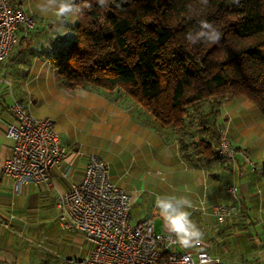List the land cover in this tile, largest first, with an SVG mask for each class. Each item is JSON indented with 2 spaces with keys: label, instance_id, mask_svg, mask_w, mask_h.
<instances>
[{
  "label": "crops",
  "instance_id": "1",
  "mask_svg": "<svg viewBox=\"0 0 264 264\" xmlns=\"http://www.w3.org/2000/svg\"><path fill=\"white\" fill-rule=\"evenodd\" d=\"M10 2L32 11L36 15V23L28 39L20 40L0 61V227H61L58 222V194L66 191L72 180H79L86 162V156L85 159L78 156L77 148L69 150L66 146V157L51 170L46 182H31L25 184L20 192L15 191L13 177L3 171L13 145V139L6 133L7 124L14 120L10 106L14 100H20L33 114L47 117L49 115H39L34 108L33 95L37 93L49 102H56L61 110L68 112L69 118L85 117L82 130L93 137L96 146L99 145L100 151L96 152L107 159L112 180L130 196L131 192L138 195L142 183L149 188L157 183L156 170H162L163 174L170 172V176L165 180L160 178L159 183L169 184L170 180L177 190L172 195L189 202L190 206H186L185 211L189 213L193 230L203 233L205 249L211 243L208 239L214 238L219 243L225 241L223 235L229 230L218 233L220 227H248L250 237L245 238L243 231H237L230 247H221L215 254L209 251L220 257L221 262L213 264H264V116L259 109L248 99L237 96L224 98L211 108L216 110L217 122L224 120L228 126L232 144L245 150L249 160L237 155L234 169L228 170L218 162L208 164L198 160L192 157L191 152L189 158H183L174 131L161 126L124 92L107 91L92 85L65 88L49 58L36 56L40 51L37 49L39 43H46L54 36V27L41 19L37 10L34 12L27 8L26 0ZM73 18L68 17L69 20ZM57 29L61 34H67V28L61 26ZM196 112L193 117L197 116ZM55 123L57 129L60 124ZM58 133L64 143L62 134ZM96 136L101 137L102 142L94 141ZM72 164L73 174L64 175L65 167ZM232 179L237 183L240 194L238 210L232 216H250L253 220L250 225L232 226L234 220L231 216L221 222L214 214L217 204L232 203L226 191ZM159 189L160 199L171 196L172 190L167 186ZM131 198L132 206L133 202L141 199L140 196ZM155 207L152 205L148 216L144 217L157 215L163 218ZM166 227L163 232H171L169 226ZM189 237L193 236H180Z\"/></svg>",
  "mask_w": 264,
  "mask_h": 264
},
{
  "label": "trees",
  "instance_id": "2",
  "mask_svg": "<svg viewBox=\"0 0 264 264\" xmlns=\"http://www.w3.org/2000/svg\"><path fill=\"white\" fill-rule=\"evenodd\" d=\"M75 4L73 20L48 21L54 36L47 44L39 43L42 55L36 56L49 58L65 88L92 85L127 94L161 126L174 131L183 158L191 152L208 164L220 159L216 110L206 111V118L196 112L204 100L217 104L227 97H244L264 116V0H239L238 5L209 0L207 6L200 0H108L106 7L97 0H75ZM201 20L221 31L217 44L187 42L186 33L195 37ZM61 26L67 34L58 31ZM29 33L19 35L18 42L28 39ZM230 218L232 226L253 223L246 215ZM247 228L220 227L218 233L229 230L225 241L208 239L207 250L215 254L230 247L237 231L250 237Z\"/></svg>",
  "mask_w": 264,
  "mask_h": 264
},
{
  "label": "built area",
  "instance_id": "3",
  "mask_svg": "<svg viewBox=\"0 0 264 264\" xmlns=\"http://www.w3.org/2000/svg\"><path fill=\"white\" fill-rule=\"evenodd\" d=\"M34 24L32 11L13 5L10 0H0V61L18 43L19 35H27ZM10 108L14 120L7 124L6 133L13 139V145L3 171L13 177L15 191L20 192L25 184L46 182L51 170L66 157L67 147L60 139L53 118L33 114L20 100H14ZM216 124L218 163L234 169L237 155L248 159L247 153L231 143L224 120ZM77 154L82 156L80 151ZM70 174H73L72 165L64 169V175ZM226 190L232 203H219L214 208L221 222L238 210L240 202L234 179ZM57 207L61 228L78 230L88 250L86 254L66 258L64 264L221 262L196 236L180 238L174 232L157 231L150 216L132 222V198L112 180L107 159L98 153L86 154L79 180H72L68 189L58 194Z\"/></svg>",
  "mask_w": 264,
  "mask_h": 264
},
{
  "label": "rangeland",
  "instance_id": "4",
  "mask_svg": "<svg viewBox=\"0 0 264 264\" xmlns=\"http://www.w3.org/2000/svg\"><path fill=\"white\" fill-rule=\"evenodd\" d=\"M46 3V0H26L25 6L30 8L38 15H40L44 21L54 19L53 23H56L60 17H56L54 14H44L39 10L38 5ZM30 4V5H28ZM68 17H66L67 19ZM34 21L36 23V15L34 14ZM60 24L57 25V27ZM30 92V89L27 90ZM35 93L33 99L36 102L35 110L39 115L53 116L57 125V130L62 134L63 141L69 150L77 148L82 153L81 158L85 159L86 154L91 152L100 151L96 143H93V137H90L86 132L82 130V126L86 122L85 117H76V119L69 118V114L66 110H61L56 102H49ZM197 113L203 114L200 118H206V110L215 106V101L204 100L199 104ZM208 118V117H207ZM210 119V117L208 118ZM112 132V131H111ZM109 137V136H108ZM111 138L113 136L111 135ZM94 141L97 143L102 142V138L96 136ZM232 143V142H231ZM97 153V152H96ZM79 156V155H78ZM73 166V164H72ZM170 172L163 174L162 170H156L155 175L158 179L157 183L150 185L142 183L140 192L136 195L135 192H131V197L140 196V201L133 202L131 209L132 222L141 219L144 216H148L152 205H156L159 187L167 186L171 189L170 197H177L172 195V192L177 191L176 185L159 183L160 178H168ZM150 190V192H149ZM152 192V193H151ZM151 193V194H150ZM175 203V200H174ZM157 209V206L155 207ZM154 221L155 228L158 231H165L166 221L164 218L155 215H149ZM202 233V232H200ZM203 235V233H202ZM196 236L203 242V236ZM180 237V235H179ZM83 249V250H82ZM86 254L88 252L86 242L83 241L81 233L74 228L63 229L61 227H0V261L5 264H64V260L68 257Z\"/></svg>",
  "mask_w": 264,
  "mask_h": 264
},
{
  "label": "clouds",
  "instance_id": "5",
  "mask_svg": "<svg viewBox=\"0 0 264 264\" xmlns=\"http://www.w3.org/2000/svg\"><path fill=\"white\" fill-rule=\"evenodd\" d=\"M101 6H107L108 0H97ZM204 6H207L209 0H200ZM231 4H239V0H229ZM41 13L54 14L56 17L66 18L76 15L75 0H46V3L38 5ZM221 31L211 22L207 20L200 21V31L193 37L190 33H186L187 42L190 45L198 43L217 44L221 39ZM175 200V203H174ZM157 208L165 219L171 232L182 236H201L198 230H193L192 222L189 220V213L185 211L186 206H190L189 202L184 198L168 197L164 199L157 198ZM182 242L187 243V240Z\"/></svg>",
  "mask_w": 264,
  "mask_h": 264
}]
</instances>
